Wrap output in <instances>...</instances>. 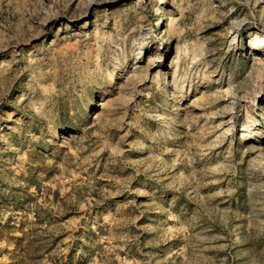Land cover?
I'll return each mask as SVG.
<instances>
[{"label": "rangeland", "instance_id": "1", "mask_svg": "<svg viewBox=\"0 0 264 264\" xmlns=\"http://www.w3.org/2000/svg\"><path fill=\"white\" fill-rule=\"evenodd\" d=\"M0 264H264V0H0Z\"/></svg>", "mask_w": 264, "mask_h": 264}, {"label": "trees", "instance_id": "2", "mask_svg": "<svg viewBox=\"0 0 264 264\" xmlns=\"http://www.w3.org/2000/svg\"><path fill=\"white\" fill-rule=\"evenodd\" d=\"M72 125H73V124H72ZM70 127H75V125H73V126L70 125Z\"/></svg>", "mask_w": 264, "mask_h": 264}]
</instances>
